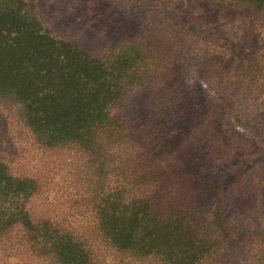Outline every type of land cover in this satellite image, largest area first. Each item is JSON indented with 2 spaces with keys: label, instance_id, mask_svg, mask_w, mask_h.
<instances>
[{
  "label": "trees",
  "instance_id": "obj_1",
  "mask_svg": "<svg viewBox=\"0 0 264 264\" xmlns=\"http://www.w3.org/2000/svg\"><path fill=\"white\" fill-rule=\"evenodd\" d=\"M68 1L100 44L0 0V140L42 152L0 153V264H264V0ZM204 12L245 27L193 60Z\"/></svg>",
  "mask_w": 264,
  "mask_h": 264
},
{
  "label": "rangeland",
  "instance_id": "obj_2",
  "mask_svg": "<svg viewBox=\"0 0 264 264\" xmlns=\"http://www.w3.org/2000/svg\"><path fill=\"white\" fill-rule=\"evenodd\" d=\"M35 4H37L42 10L47 12L50 15V20L53 21V23H56L58 28L61 30H73V33H75L76 38L90 46L91 44H97L99 43V39L95 37V34L98 32L96 30V23H93L92 25H86L87 21H91L93 16H89L88 11L86 10V7L81 5L73 6L69 4L68 0H32ZM106 4H111L114 8L113 10L116 11L118 14L117 18L122 20L125 19L131 26L135 25L137 27V24L140 23V18L143 14V7L142 4L132 5L128 4L127 1L121 2V0H105ZM146 3V2H145ZM103 12H112V9L104 8L102 9ZM202 13V12H201ZM200 13V14H201ZM196 24H198V27L195 29L197 30V34L200 35L202 31H204L205 34V40L204 42H200L195 46V54L192 55L193 60H197L199 56L203 55V52H207L208 54H211L212 48H215V46H219L221 48L229 49L234 42L237 40V36L242 34L241 27H245V20H233L232 16L228 15H220L215 12H207L203 13L202 17H198L196 20ZM56 26V27H57ZM246 26H249L246 25ZM136 27L133 30H137ZM93 38V39H92ZM107 38V36L105 37ZM104 40L108 41L107 39ZM208 40V41H207ZM93 42V43H92ZM208 42V44H207ZM100 44V43H99ZM91 45V46H92ZM208 45L210 47H208ZM206 87V85H205ZM139 95L136 93H132L130 95L129 100V107H134L141 102V98L138 99ZM250 104L244 105V107L241 109L242 114H244L245 109L247 107H250ZM229 123L231 125H235V121L230 120ZM244 123L250 124V120L247 118L244 119ZM240 132H245L244 127H237L236 128ZM11 135H15L16 138H20L17 147H23L24 145H28L27 142H25L24 138L25 135L19 136V130H9L8 131ZM6 137V136H5ZM28 137V136H27ZM1 141H3L1 143ZM24 144V145H23ZM29 146V145H28ZM14 145L9 141V139L3 138L0 140V153L4 154V156H7L9 160L12 158H15V160H19L14 155L15 151ZM69 157V155L67 154ZM42 158V152L36 149L33 151L31 150L30 154H25V156L19 160L22 164H25L28 169H31L33 167L38 168V163L41 161ZM70 158V157H69ZM34 170V169H33ZM61 182V176L58 177L57 183ZM12 264H16V260H11Z\"/></svg>",
  "mask_w": 264,
  "mask_h": 264
}]
</instances>
